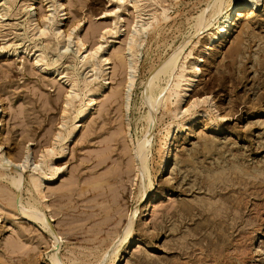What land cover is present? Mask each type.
Returning a JSON list of instances; mask_svg holds the SVG:
<instances>
[{"label":"rangeland","instance_id":"obj_1","mask_svg":"<svg viewBox=\"0 0 264 264\" xmlns=\"http://www.w3.org/2000/svg\"><path fill=\"white\" fill-rule=\"evenodd\" d=\"M230 1L0 0V264H264V0L206 49Z\"/></svg>","mask_w":264,"mask_h":264},{"label":"bare ground","instance_id":"obj_2","mask_svg":"<svg viewBox=\"0 0 264 264\" xmlns=\"http://www.w3.org/2000/svg\"><path fill=\"white\" fill-rule=\"evenodd\" d=\"M223 0H217V2H218V4H219V2H220V5H221V2H222ZM230 1V0H229ZM228 2V1H227ZM226 2V3H227ZM255 1H251V0H246L245 2L244 1H242V0H232V1H230L229 3H227V5L226 6H224L223 8H222V10H223V13H225V15L227 16V19H225L223 22H221L219 25H218V27H217V33H214L213 35H212V37H211V39H210V42H209V44L207 45V46H205L206 47V49H212V47H213V45H215V44H223V43H225L226 41H227V39H229L228 37H230V35H231V33L232 32H234V28L238 25V23L242 20V19H244V18H246V17H248V18H251V17H253V15H255V13H256V11H258L257 10V4L256 3H254ZM210 3V2H209ZM62 5V4H61ZM219 5V6H220ZM264 5V4H263ZM217 6V5H216ZM219 6H218V8H219ZM211 10V9H210ZM216 11V10H215ZM64 12V11H63ZM204 12V11H203ZM263 14H264V9H263ZM53 15V14H52ZM67 16V14H64L63 16H61V15H59V17H61V20H63L65 17ZM209 18V17H208ZM207 18V19H208ZM203 19V18H202ZM201 19V20H202ZM201 23V22H200ZM146 28H143V30H145ZM93 32H94V30H93ZM141 32V31H140ZM95 33H96V29H95ZM135 41L136 40H134V42L133 43H135ZM131 52V51H130ZM178 52V51H177ZM176 55H179V54H177L176 53ZM174 56V55H173ZM181 57V56H180ZM180 57H178V59H180ZM119 58L121 59L122 57H120L119 56ZM176 58H177V56H176ZM173 59H174V61L176 60L175 59V57H173ZM162 61V60H161ZM174 61H170L169 60V62L168 63H166L165 64V62L163 63L165 66H163V68H162V66H160L161 68L160 69H158V72H159V74L157 73V75H160L161 76V71H163V69H164V73H167V72H170L172 69L173 70H175L174 69V67H175V62ZM178 61V60H177ZM176 61V62H177ZM199 62H201V61H203L202 60V57H199V60H198ZM178 63V62H177ZM176 63V64H177ZM199 65H195V67H196V71H195V74H196V77L199 75V73L201 72V69L198 67ZM177 67V66H176ZM175 67V68H176ZM154 71V70H153ZM174 72V71H173ZM173 72H171L172 74H173ZM176 72V71H175ZM151 73V72H150ZM163 73V72H162ZM172 74H170V75H172ZM156 75V76H157ZM163 75V74H162ZM203 75V74H202ZM155 76V75H154ZM155 76V77H156ZM159 77V76H158ZM157 77V78H158ZM162 77V76H161ZM160 77V78H161ZM165 77V76H164ZM163 77V78H164ZM153 78V77H152ZM184 78V76H183V74H180L179 75V80H178V82L175 84V87H176V89H180L181 88V82L183 81L182 79ZM159 79V78H158ZM195 79V76L194 77H191V79L190 80H188L189 81V83H191V84H189L187 87H186V89H185V91H193L192 90V87H193V82L195 81L194 80ZM155 81H156V79H155ZM159 81V80H158ZM152 82H153V80H152ZM167 84H169V83H167ZM154 86H155V83L153 82L152 83V88H151V92H153V90H154ZM157 86V85H156ZM155 86V87H156ZM169 88V87H168ZM102 89V88H101ZM162 90V89H161ZM100 91V90H99ZM98 92V91H97ZM180 92H182V91H178V90H176L175 91V94L176 95H179L180 94ZM94 93H96V92H94ZM159 93H160V91H159ZM163 93V92H162ZM161 93V94H162ZM163 95V94H162ZM168 95V94H167ZM161 98V97H160ZM163 98V97H162ZM166 98V97H165ZM157 99H159V97L157 98ZM206 99V98H205ZM164 100V99H163ZM128 101V100H127ZM126 101V102H127ZM158 102H159V100H158ZM159 103H161V101L159 102ZM126 104V103H125ZM156 104H157V102H156ZM193 104V103H192ZM157 106V105H156ZM156 106L152 109V113H151V119H153V117H154V113L157 111V108H156ZM191 106V105H190ZM126 108H128V103H127V107ZM189 108V107H188ZM89 112V108L88 109H85V110H82L81 111V116L82 117H87L88 116V114L90 113H88ZM150 120V119H149ZM4 122H5V119H4V109L3 108H1L0 107V128L2 127V125L4 124ZM150 122V121H149ZM151 123V122H150ZM149 123V124H150ZM187 129H189V128H187ZM150 135H151V133H150ZM149 135V136H150ZM168 141L170 140L171 142L169 143V146H168V148H167V152H166V154H165V156H166V161H165V163L162 165V168H161V172L162 173H165L169 168H170V163H171V159H172V157H173V153H174V149H173V145H172V137L170 136V132H168ZM0 136H1V132H0ZM173 136H174V134H173ZM171 138V139H170ZM148 139V138H147ZM0 141L2 142V140H1V137H0ZM148 142H149V140H148ZM2 149H4L3 147H2V144H0V169L2 168L3 169V172L4 173H1L0 174V179H1V177H3V175L5 174H7V176H9L10 174V172L9 171H11V169H13V170H15L16 171V173H18L19 174V177H20V179H16L15 177H13L12 178V182H11V184H12V186L15 188V189H18L20 186L22 187V174L20 173V171L18 172L17 170H16V168H14V167H12V164H13V166H14V158L11 156V154L10 153H8V152H6V153H4V151H5V149H4V151L2 150ZM145 153H144V151L143 150H141V152H140V155H141V159L142 160H144L145 158H144V155ZM144 155V156H143ZM26 158V157H25ZM23 160V159H22ZM27 162V161H26ZM145 165V164H144ZM145 169V168H144ZM2 171V170H1ZM14 171V172H15ZM145 171V170H144ZM128 172V171H127ZM13 173V172H12ZM23 173V172H22ZM56 174H57V172H54L53 174H52V178H54L55 176H56ZM4 181V180H3ZM5 182V181H4ZM19 182V183H18ZM20 182H21V184H20ZM10 185V184H9ZM21 189V188H20ZM110 192H111V190H110ZM144 194V193H143ZM34 195V194H33ZM72 196V195H71ZM143 197V196H142ZM148 198V197H147ZM17 200V199H16ZM144 200H142V202H143ZM154 201H155V196L153 195V196H151L150 198H148L147 199V204L146 205H144V207H143V216H142V219H143V221H144V219H146L147 217H150L151 216V214H152V212L154 211L153 210V208H154ZM146 202V201H145ZM21 203V202H20ZM17 204H18V202H17ZM22 204V203H21ZM115 204V203H114ZM36 206V205H35ZM37 209H38V207H37ZM40 210V209H39ZM138 210V209H137ZM42 212V211H41ZM40 212V213H41ZM26 213V212H25ZM43 213V212H42ZM27 218L29 217V219L31 220L32 219V221L34 220V221H42V223L43 222H45L43 225H46L45 227H47V229H49L48 231H53V230H51V228H50V224L49 223H46V221H45V219H44V217L42 218V215L41 216H39L38 214H34L33 216L32 215H27L26 216ZM147 221V220H146ZM130 226V225H129ZM130 229H131V227H130ZM129 229V230H130ZM128 230V229H127ZM128 230V231H129ZM55 231V230H54ZM130 232V231H129ZM52 234H53V232H52ZM51 234V235H52ZM55 235V234H54ZM57 235V234H56ZM53 237H55V236H53ZM56 237H58V236H56ZM55 237V238H56ZM56 239H59V238H56ZM59 246V245H58ZM258 252V251H257ZM58 260V259H57ZM183 263V262H182ZM59 264V263H58Z\"/></svg>","mask_w":264,"mask_h":264}]
</instances>
